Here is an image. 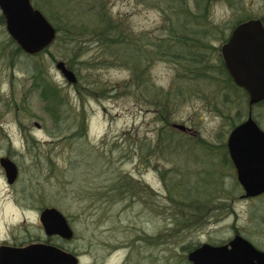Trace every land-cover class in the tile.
Returning <instances> with one entry per match:
<instances>
[{"label":"rangeland","instance_id":"1","mask_svg":"<svg viewBox=\"0 0 264 264\" xmlns=\"http://www.w3.org/2000/svg\"><path fill=\"white\" fill-rule=\"evenodd\" d=\"M208 1L210 19L226 31L241 17L264 15V0H240L238 5H231L229 0ZM31 2L39 10L45 6L42 0ZM158 4L164 10H170L168 7L171 6H167L164 0H108L112 12L136 32L160 28L164 12ZM214 44L219 46L220 41L214 40ZM18 45L7 28L0 27V109L6 108V111L0 110V153L12 155L21 177L12 188L11 196L7 194L8 190L4 193V197H11L13 223L22 216L16 207V199H20L21 191H25L30 207L51 205L64 213L77 233V245L82 250L89 248L91 238L94 249L99 250L104 249L106 241H130L137 227L141 226L157 235L162 234L156 244L157 264H185L182 251L168 252L173 240L164 241L165 233L171 230L174 218L197 216L204 218V223L198 230L188 232L190 242L200 238L220 243L238 232L264 250V221L257 216L260 212L264 214V195L242 197L241 185L236 189L235 168L221 164L216 169L215 173L221 176L225 188L232 192L222 195L215 203H209L207 211H202L203 208L196 203L189 207L191 199H196L199 194L192 192L187 197L183 188L175 183L187 182L188 173L194 176L193 181L202 179L199 197L203 201L206 196L203 177L208 173L204 169L209 161L205 165L201 161L206 150L195 143V138L200 136L215 144L227 142L230 125L212 111L204 99L192 95L182 100L173 113V123L192 128L188 133L193 140L184 139L191 142L185 147L191 148V153L159 157L155 150L162 122L158 121L153 107H148L143 99L132 93L137 92V87L123 90L122 84L131 76L129 68L102 62V52L97 47L90 48L84 55L71 60L72 70L79 74L78 81L71 83L57 68L59 61H64L70 68L64 45L54 41L47 53L35 55L17 51ZM178 67L172 61L158 60L150 66L149 72L156 84L169 89ZM38 69L43 71L49 84L66 96L63 128L46 111L40 91L34 87L33 75ZM86 86L93 87L94 93H87ZM111 86L121 87L109 95ZM244 106L241 121L249 116V103ZM253 117L264 130V105L254 108ZM34 122L40 123L41 128ZM82 123L85 130L81 138L62 140ZM147 147L154 152L141 160L140 155H144L141 150L146 151ZM219 157L217 154L216 159ZM141 173L156 189V209L153 212L134 197L140 188L141 183L136 180ZM162 174L167 178L171 194ZM116 175L131 177L132 188H136L133 197L108 201L104 192ZM188 187L185 185V191ZM220 202L227 204L225 209L215 207ZM27 220L32 232L39 233L33 213L28 212ZM179 239L174 241H181Z\"/></svg>","mask_w":264,"mask_h":264},{"label":"trees","instance_id":"2","mask_svg":"<svg viewBox=\"0 0 264 264\" xmlns=\"http://www.w3.org/2000/svg\"><path fill=\"white\" fill-rule=\"evenodd\" d=\"M42 1L45 6L39 8L56 28L57 36L54 41L67 49L64 55L70 60L68 66L71 69H73L71 60L84 55L87 49L97 47L102 52V62L107 61L111 66L121 65L131 70L130 79L122 84L123 90L125 88L126 91L131 86L137 87V92L134 90L132 93L143 99L148 107H153L158 121L162 122L157 134L155 150L157 156L191 153V148H185L191 145V142L184 139L193 140V137L188 132L177 130L172 123L176 106L192 95L204 99L212 111L223 117L230 125L228 132L242 122L244 104L249 103L248 93L234 82L225 66L220 47L237 24L257 17L251 15L241 17L226 31L210 19L208 0H164L167 6L171 7H168L170 10H164V7L158 4L164 12L160 28L151 32H136L123 21V18L112 12L108 0ZM193 1H195L194 6ZM229 2L231 5L240 4V0L234 3L233 0H229ZM259 18L264 21V15ZM214 40L220 41V45H215ZM17 51L23 53L20 47ZM213 58L216 59L215 62ZM158 60L172 61L179 65L174 83L169 89L159 86L151 78L149 68ZM76 74L79 77L77 72ZM43 75L41 69L35 72L34 87L40 91L46 111H49L52 118L55 116L54 121H59L63 128L66 96L61 90L49 84ZM119 87L121 86L109 87L108 94L119 91ZM86 90L89 94L94 93L93 87L86 86ZM84 130L85 125L82 123L76 131L62 140L81 138ZM195 143L206 150L203 149L205 155L201 158L204 165L207 164V160L209 161L207 168L204 167L208 173L203 177L205 186L203 192L206 196L203 201L199 197L202 179L193 181L194 176L189 173L185 177L187 182L180 180L175 183L179 188H183L187 197L192 192L199 194L196 199H191L189 207L196 203L203 208L202 211H207L209 203H215L222 198V195L232 192L225 188L223 179L215 173L216 169L221 164L232 168L235 166L227 142L215 144L197 136ZM141 153L144 155H140V159L144 160L146 155L149 158L153 150L147 147V150H141ZM217 154L220 156L219 160L216 159ZM115 177V180H111L109 189L104 192L107 193L108 201L114 202L128 196L133 197L132 192L135 190L132 188L131 177L128 175ZM163 179L171 194L165 175ZM185 185L189 186L186 191ZM239 185L236 176V189ZM172 201L174 203V200ZM226 205L220 202L215 207L225 209ZM257 216L264 221L263 213L260 212Z\"/></svg>","mask_w":264,"mask_h":264},{"label":"water","instance_id":"3","mask_svg":"<svg viewBox=\"0 0 264 264\" xmlns=\"http://www.w3.org/2000/svg\"><path fill=\"white\" fill-rule=\"evenodd\" d=\"M7 21V30L21 49L35 55L48 48L56 39L57 30L46 16L35 8L31 0H0ZM225 66L234 82L249 95V104L264 100V24L260 18L237 24L229 39L220 47ZM68 82L76 83V73L64 61L57 63ZM39 126L40 123L36 122ZM174 128L192 132L183 123H173ZM228 151L236 168V176L244 193L242 197H257L264 193V130L250 114L235 126L227 139ZM10 181L18 176V165L11 158H2ZM47 233H59L71 239L74 230L67 217L57 207H47L42 213ZM228 245L204 244L189 254L194 264H264V250L248 238L238 234ZM50 246L28 247L12 255L14 264H62L64 256L52 251ZM55 256V263L47 258ZM45 260L43 261V259Z\"/></svg>","mask_w":264,"mask_h":264},{"label":"flooded vegetation","instance_id":"4","mask_svg":"<svg viewBox=\"0 0 264 264\" xmlns=\"http://www.w3.org/2000/svg\"><path fill=\"white\" fill-rule=\"evenodd\" d=\"M0 18L3 22V24H1L0 27L8 28L6 17L1 7H0ZM229 37L230 36H228V39ZM18 47L20 46L18 45ZM48 51L49 49L46 48L37 54L47 53ZM258 105H264V100L254 105L249 104V112H248L249 115L251 114L253 116V110ZM0 110L6 111V108L3 107ZM47 112L49 113V111ZM53 120H55V116L53 117ZM36 126L38 128H41L42 125L40 124L38 126L36 124ZM5 157L11 158L13 160L12 155L10 153H5V154L0 153V264H14L12 255L17 256L18 255L17 253H19L21 250L37 245L50 246L53 248L51 250L54 252L56 251L58 255H60L61 253L64 256V261L62 264H157L156 244H157L158 236L162 234L157 235L156 232H154L153 230L150 231L147 230L145 227L139 226L137 227L136 233L133 236L132 240L130 241L127 240L122 243H118V242L109 243V241H106L105 243H103L104 249L99 250V249H94V242L93 239L91 238L89 240V248L82 250L78 248L77 233L75 232V229L71 225V222L68 218H67L68 222L72 227V229L74 230V235L71 239H68L59 233H47L44 227V223L42 222V213L47 207H55V206L38 204L30 207L27 204L28 197H27V192L25 191L24 192L21 191L19 195L20 199H16V207L20 210L22 216L21 218L19 217L17 222L13 223L11 197L10 198L4 197L5 196L4 193L6 190H8L7 194L10 196L12 195L13 193L12 188L21 179L20 168L18 166V176L16 177V179L10 181L8 172L6 168L3 166L1 161L2 158ZM138 176L139 177L137 178L136 181L137 183H141V184L138 190H136L135 188L136 194L134 197L136 199H139L145 208L148 206V208H150L149 210L153 212L156 209V189L154 188V186H152L148 181H146L143 178L144 176L143 173L139 174ZM161 176H163V174ZM262 195H264V193ZM28 212L33 213V216L36 217V221H37L36 227L39 228V233L32 232V230L29 228V224L27 220ZM174 220L175 221L172 222L173 226L171 227V230H168L165 233L166 239L164 241L173 240L169 244L172 248L168 252H171L173 250L182 251L181 252L183 257L182 261L185 264H194L192 261L189 260V254L194 250L198 249L199 247H201L202 245L207 243L216 246L228 245L229 247H231L230 246L231 240L236 235L240 234L238 232H235L232 238L220 243L210 242L208 240L203 241L200 238L197 241L190 242L189 239L190 233L188 232L194 231L195 229L198 230L202 225V223H204V218L199 216L190 217V218L181 217L180 219L174 218ZM32 224H34V222ZM91 235L96 236L95 234H91ZM175 239L181 240L179 241L180 243L174 241ZM160 240H163V237H160ZM55 259L56 258L53 255L48 257L47 261L48 262L50 261V263H55L56 262ZM44 260L45 258L43 259V261Z\"/></svg>","mask_w":264,"mask_h":264}]
</instances>
